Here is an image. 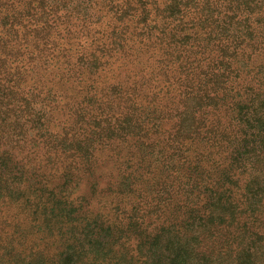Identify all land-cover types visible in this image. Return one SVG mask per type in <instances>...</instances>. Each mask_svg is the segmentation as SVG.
Segmentation results:
<instances>
[{
    "label": "rangeland",
    "instance_id": "rangeland-1",
    "mask_svg": "<svg viewBox=\"0 0 264 264\" xmlns=\"http://www.w3.org/2000/svg\"><path fill=\"white\" fill-rule=\"evenodd\" d=\"M104 2L58 0V9L50 15L57 13L72 36L83 34L113 22ZM133 5L143 11L138 3ZM150 7V21L160 23ZM128 23L137 30L143 24L137 18ZM106 58L85 64L81 89L73 80L43 79L42 97L55 88L67 99L57 102L51 96L42 102L30 93V104L17 116L0 100V264H47V251L65 247L70 260L76 250L106 258L112 253L107 249L113 224L118 231L128 230L118 246L113 245L112 254H121L115 264H129L130 253L146 257L149 264H264V109L256 113L263 122L252 117V128L246 129L255 135L233 143L228 172L215 175L211 187L204 182L197 199L191 195L194 209L184 216L186 236L178 237L171 224L153 233L144 224H134L144 220L138 214L128 217L131 203L143 195L141 206L146 209L155 205L156 197L170 195V185L177 184L171 173L180 168L181 153L170 142L178 143L175 137L190 133L196 105H188L180 121L166 117L161 133L152 123L145 128L146 116L127 114L121 103L125 98L119 102L114 92L121 84H133L135 77L129 80L123 58L108 57L105 65ZM179 98L169 95L170 107ZM83 99L81 109L72 108ZM170 129L178 130L175 137L169 136ZM191 183L185 186L188 192ZM116 203L129 209L122 219L116 217ZM146 239L149 242L139 248Z\"/></svg>",
    "mask_w": 264,
    "mask_h": 264
},
{
    "label": "trees",
    "instance_id": "trees-1",
    "mask_svg": "<svg viewBox=\"0 0 264 264\" xmlns=\"http://www.w3.org/2000/svg\"><path fill=\"white\" fill-rule=\"evenodd\" d=\"M104 1L105 8L113 13V22L72 36L62 27L57 13L50 15V11L58 9V0L53 4L46 0H0V100L7 104L10 114L17 116L30 104V93L42 102L51 96L57 102L67 99L55 88L47 89L42 97L43 79L73 80L81 89L85 64L107 57L106 65L108 57H116L124 59L129 80L135 77L133 84H121L115 89L116 99L120 102L125 98L121 103L130 116H146V122H142L145 128L152 123L161 133L166 117L175 116L180 121V113L188 105H196L190 133L176 138L178 130H168L169 136L175 134L178 140L170 142L171 147L181 150L180 168L171 173L177 184L170 185V195L162 200L154 196L155 205L146 209L141 206L143 195L138 196L140 201H127L134 206L128 217L138 214L144 218L134 224H144V229L153 233L171 224L182 239L186 236L184 216L194 209L189 203L191 195L197 199L204 182L208 180L207 187H211L218 179L215 175L228 172L227 159L233 157V143L244 135H255L246 130L252 128V117L263 122L256 113L264 109V0ZM150 5L157 11L160 23L150 21ZM135 18L143 23L139 30L128 23V19ZM103 64L100 61L99 68ZM91 88L92 91L95 86ZM171 94L180 96L173 101V107L168 100ZM84 102L83 99L72 108L81 109ZM189 181L192 183L188 192L185 186ZM113 209L120 219L129 210L121 203ZM109 231L113 238L107 252L113 253L128 230L118 231L113 224ZM148 242H141L139 248ZM66 250L47 251L45 263L115 264L121 255L116 252L97 259L95 254L86 256L79 249L70 260ZM127 257L129 264H149L146 257L138 254Z\"/></svg>",
    "mask_w": 264,
    "mask_h": 264
}]
</instances>
